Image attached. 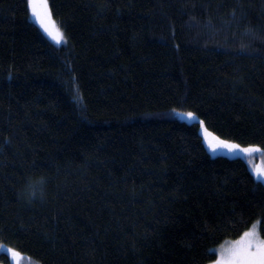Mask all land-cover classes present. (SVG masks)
<instances>
[{
  "label": "trees",
  "instance_id": "obj_1",
  "mask_svg": "<svg viewBox=\"0 0 264 264\" xmlns=\"http://www.w3.org/2000/svg\"><path fill=\"white\" fill-rule=\"evenodd\" d=\"M47 2L46 30L0 0V264H209L264 238V0Z\"/></svg>",
  "mask_w": 264,
  "mask_h": 264
},
{
  "label": "rangeland",
  "instance_id": "obj_2",
  "mask_svg": "<svg viewBox=\"0 0 264 264\" xmlns=\"http://www.w3.org/2000/svg\"><path fill=\"white\" fill-rule=\"evenodd\" d=\"M30 3L33 9L36 7L40 10L44 8L46 15H49L47 0H30ZM34 15L37 20L40 19V23L47 30L48 27L44 23L49 24L51 22L50 16L48 18L43 16L41 20L39 13H34ZM205 141L214 153L247 154L253 150L252 147H241L210 132ZM254 150L256 149L254 148ZM209 264H264V238L251 230L241 238L220 246L217 259Z\"/></svg>",
  "mask_w": 264,
  "mask_h": 264
}]
</instances>
